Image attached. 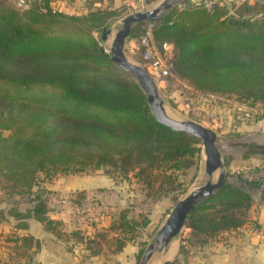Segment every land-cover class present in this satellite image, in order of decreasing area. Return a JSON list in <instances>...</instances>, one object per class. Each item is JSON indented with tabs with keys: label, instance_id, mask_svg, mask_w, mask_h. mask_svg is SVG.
<instances>
[{
	"label": "trees",
	"instance_id": "1",
	"mask_svg": "<svg viewBox=\"0 0 264 264\" xmlns=\"http://www.w3.org/2000/svg\"><path fill=\"white\" fill-rule=\"evenodd\" d=\"M206 12L193 6L173 10L159 24L154 23L152 36L175 44L174 68L181 77L189 79L186 73L193 72L195 83L200 84L208 80L202 71L212 73L218 92H239L264 100V15L261 21L231 18L227 25L236 32H220L226 35L220 42L219 32L212 37L206 30L223 26L219 16L208 15V21L197 16L186 22L181 15L194 18ZM108 16V12L61 15L50 10L49 0H38L26 9L0 0V86L6 87V93L0 94V191L8 203L0 206V222L14 223L20 230L34 222L56 239L81 242L80 230L62 234L60 223L49 217L56 207L48 201L42 180L102 168L127 176L142 164L153 170L163 164L174 166L179 159L186 165L187 160L181 158L199 151L195 137L154 120L136 81L125 72L113 71L110 54L91 35ZM28 89L39 90L41 95L14 96L18 90ZM146 172L141 169L136 180L140 176L151 187L152 177ZM169 186L175 188L173 182ZM259 187L264 199V184L260 186L256 180L241 176L231 183L225 180L187 217L185 241L202 245L245 224L252 190ZM82 197L78 193L71 202L81 206ZM118 212L108 230L88 235L86 244L92 253L98 250L92 245L96 241L92 235L111 247V229L120 233L118 247L124 234L134 241L137 223L126 211ZM255 227H264V222ZM7 240L15 257L27 262L26 251L39 247L30 236L17 237L14 232Z\"/></svg>",
	"mask_w": 264,
	"mask_h": 264
},
{
	"label": "rangeland",
	"instance_id": "2",
	"mask_svg": "<svg viewBox=\"0 0 264 264\" xmlns=\"http://www.w3.org/2000/svg\"><path fill=\"white\" fill-rule=\"evenodd\" d=\"M3 1L17 9H26L38 3V0ZM91 1L96 2L97 6L89 8L90 11L87 10L86 14L82 9L81 0H49V8L52 12L65 16L108 12L109 16L104 23L98 29L91 31V35L103 49L105 45L110 46L113 34L120 28L123 18L132 13L160 9L166 0H107L106 4H103V0ZM187 6L206 10L207 14L199 15V13L194 18L181 14L186 22L194 21L197 16L199 20L208 21V15L219 16L218 21L224 20L223 26L216 25L218 28L215 31L206 28L212 37L215 36V32H219L220 35V32L229 34L234 31L227 25V21L233 17H251L252 21L256 18L261 21L264 15V0H177L162 16L153 21L159 24L161 18L169 12L181 11ZM161 12L162 9L158 14ZM147 21L137 23L131 28L129 36L135 38L133 39L135 47H137L135 41L142 35ZM213 26L214 24L210 25V28ZM106 29H109L110 33L103 42L101 35ZM220 36L222 40L219 41H225L226 35ZM151 42L154 50L152 64L170 66V71L163 77L147 71L156 83L166 113L173 119L193 121L216 133L217 145L225 166L224 181L231 183L241 176L249 181H258L260 186L263 185L264 100L247 98L244 94H238L239 92H218L216 89L219 86L215 85L214 77H211L212 73L207 74L202 71L200 74L208 80L200 84L195 83L196 79L192 75H196L193 72L186 73L190 80L181 77L174 68L173 61L177 50L175 44L171 41H163L161 37L155 39L153 36ZM126 44L124 54L127 59L133 64L144 67L140 59V49L135 50L133 46L129 47ZM114 70L117 73L123 72L116 66ZM217 73L221 75V70ZM5 93L6 87L0 86V94ZM15 93L14 96L20 98L41 95L39 90L34 89L18 90ZM197 146L199 148L197 153L193 155L186 153L181 158L182 161L187 160L186 165L179 163V159L174 166L163 164L153 170L142 164L140 169L135 168L138 171L133 169L127 176L110 168L56 174L50 180H42L43 176L38 174L42 180L40 185L48 194V201L56 207L49 213V217L60 223L62 234L76 229L80 230L83 239L78 243L72 238L63 241L52 237L51 233L45 232L34 222H29L26 229L20 230L14 223L2 221L0 222V264H138L174 204L206 180L203 148L200 142ZM141 169L147 170L146 173L152 177L151 187L141 182L140 176L139 180H136L138 178L136 175ZM216 178L217 172L213 174L211 181L215 182ZM172 182L175 188L169 186ZM78 193L84 194L81 206L71 202ZM2 194L0 191V206H6L8 203ZM251 195V205L245 212L246 223L239 228L223 232L217 238L208 239L206 243L199 245L198 242L185 241L189 229L184 226L178 237L166 249L155 253L147 264L164 262H168L167 264H264V227H255L256 223L263 225L264 222V199L261 198L260 187L252 190ZM24 207L22 203V208ZM120 210L126 211L128 218L130 216V219L137 223L134 229V241L128 240V236L124 234V237H121L123 241L118 247L116 239L120 233L111 229L109 233L112 239L111 247L101 242L100 236L92 235L96 240L92 245L95 249L98 248L92 253L86 244L88 235L100 229L108 230L109 223L114 220L113 217L118 211L120 213ZM13 232L17 237L30 236L39 244L38 248H30L26 251L30 258L29 262L23 257H15L16 251L12 249V243L7 240ZM128 234L130 235V232ZM116 247L119 251L115 250ZM171 248H174L173 252H170Z\"/></svg>",
	"mask_w": 264,
	"mask_h": 264
},
{
	"label": "water",
	"instance_id": "3",
	"mask_svg": "<svg viewBox=\"0 0 264 264\" xmlns=\"http://www.w3.org/2000/svg\"><path fill=\"white\" fill-rule=\"evenodd\" d=\"M176 1H164L160 7L162 9L161 14H158L160 9L156 8L146 12L132 13L123 18L120 28L116 29L113 34L109 47L110 61L136 81L143 91L154 120L174 132H182L195 137L201 143L204 152L206 180L174 204L164 223L143 252L138 264H147L155 253L166 249L180 234L187 217L198 205L209 199L220 189L225 179V166L217 145L216 133L193 121H179L170 117L163 107V101L159 96L153 78L144 67L131 63L124 54V46L131 28L142 21L154 20L162 16ZM109 33V29L103 30L101 41L105 42ZM215 172H217V178L215 182H212L211 178ZM167 263L164 262L163 264Z\"/></svg>",
	"mask_w": 264,
	"mask_h": 264
},
{
	"label": "built area",
	"instance_id": "4",
	"mask_svg": "<svg viewBox=\"0 0 264 264\" xmlns=\"http://www.w3.org/2000/svg\"><path fill=\"white\" fill-rule=\"evenodd\" d=\"M154 28V21L148 20L142 35L135 41L137 47L133 45V48L135 50L140 49V59L144 63V68L150 72L151 74H156L158 77H163L167 75V73L170 71V66H162L158 64H152L153 58H154V50L152 47V32ZM109 47L110 46H103V49L105 53H109Z\"/></svg>",
	"mask_w": 264,
	"mask_h": 264
},
{
	"label": "crops",
	"instance_id": "5",
	"mask_svg": "<svg viewBox=\"0 0 264 264\" xmlns=\"http://www.w3.org/2000/svg\"><path fill=\"white\" fill-rule=\"evenodd\" d=\"M96 1H99V0H96ZM106 1L107 0H103V4H106ZM81 6H82V9L83 11L85 12L86 14V11L89 10V8H93L94 6H97V3L96 2H92L91 0H81ZM90 11V10H89ZM133 37L129 36L128 40H127V44L129 47L133 46L134 44V41H133Z\"/></svg>",
	"mask_w": 264,
	"mask_h": 264
},
{
	"label": "bare ground",
	"instance_id": "6",
	"mask_svg": "<svg viewBox=\"0 0 264 264\" xmlns=\"http://www.w3.org/2000/svg\"><path fill=\"white\" fill-rule=\"evenodd\" d=\"M170 116V115H169ZM174 244V243H173ZM173 244H172V246H173ZM175 246V245H174ZM174 251V248H171V251L170 252H173ZM169 254H171V253H169ZM170 256V255H169Z\"/></svg>",
	"mask_w": 264,
	"mask_h": 264
}]
</instances>
